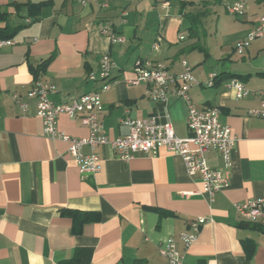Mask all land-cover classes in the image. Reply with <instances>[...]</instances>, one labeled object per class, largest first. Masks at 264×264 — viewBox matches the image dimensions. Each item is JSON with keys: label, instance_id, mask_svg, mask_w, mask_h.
I'll list each match as a JSON object with an SVG mask.
<instances>
[{"label": "crops", "instance_id": "0c3cea01", "mask_svg": "<svg viewBox=\"0 0 264 264\" xmlns=\"http://www.w3.org/2000/svg\"><path fill=\"white\" fill-rule=\"evenodd\" d=\"M27 1L45 2L36 18L25 8L12 16L23 26L0 48V264H59L75 252L80 264H168L158 246L169 238L185 264H264L263 225L242 219L233 207L264 195V118L253 113L260 108L254 91L264 88V35L243 53L234 50L264 13L263 0H247L239 16L226 11L234 0H168V7L164 0H112L105 8L91 0L0 5ZM111 34L126 41L111 44ZM104 52L115 66L100 94L98 118L110 138L128 132L120 122L125 115L154 116L186 137L185 100L169 93L166 102H156L146 84L126 80L138 59L163 62L171 74L183 71L182 60L190 66L197 80L188 90L191 103L217 107L235 139L229 186L213 201L196 193L201 180L165 148L122 160L108 145L84 146L82 152H93L101 167L83 177L68 143L44 132L37 98L29 95L33 82L49 86L54 102L99 89ZM210 73L217 79L207 87ZM232 76L244 83L247 96L237 98L225 86ZM57 127L72 137L89 134L79 115L60 114ZM207 161L221 166L214 153ZM197 217L208 221L186 247L179 235Z\"/></svg>", "mask_w": 264, "mask_h": 264}, {"label": "built area", "instance_id": "2783aa9c", "mask_svg": "<svg viewBox=\"0 0 264 264\" xmlns=\"http://www.w3.org/2000/svg\"><path fill=\"white\" fill-rule=\"evenodd\" d=\"M87 2L89 0H80ZM100 4L101 7H108L112 0H91ZM133 1V0H129ZM247 0H234L226 5V11L239 16L244 13ZM264 2V0H263ZM163 7H168V0L162 1ZM264 35V13L259 17L256 25L243 39L238 40L234 45L236 53L241 54L256 38ZM184 38L183 34L179 39ZM111 44H122L126 40L116 34L109 35ZM9 39L0 40V48L9 45ZM158 47L157 42L153 48ZM183 71L178 74L169 73L163 62L145 63L138 59L134 65V76L127 79L128 84L144 83L147 85V96L156 102H166L168 94L185 100L187 104L186 137L178 136L172 124L160 121L154 116L143 118H131L125 115L120 122L128 128L124 135L110 138L104 130L103 124L98 118L102 109L100 94L109 88L111 82V71L115 66L114 61L108 52L100 55L96 76L102 80L99 89L81 94L68 102H54L49 97L50 87L39 80L33 82L29 91L30 96L37 98V115L43 123V130L51 138L61 139L68 143V153L74 158L78 165L79 173L83 177L91 176L100 169L97 156L91 152L84 154L82 148L89 146L91 149L99 145H108L122 160H129L135 154H156L159 149L166 150L180 155L185 163L186 171L190 176L198 177L201 180L202 188L197 194L204 195L208 201H213L220 190L229 186L231 169V151L235 139L231 134L230 127L222 124L219 120V109L208 107L197 109L191 103L188 90L197 80L191 72L190 66L185 60L181 61ZM95 78V74L90 75ZM217 78L216 73H210L205 85L212 87ZM225 86L232 90L237 98L248 95L249 90L237 77H230ZM259 97L260 108L253 111L254 114L264 118V88L254 91ZM16 102L23 108L26 104L15 95ZM60 114L69 117L79 115L82 124L89 128L86 137H72L60 131L57 127V118ZM214 153L218 156L221 166L216 168L209 165L207 155ZM233 207L238 215L249 222H260L264 227V195L252 198L246 202H235ZM208 221L205 217H197L190 221L189 231L180 233V239L186 247L190 246L196 239L200 227ZM159 253L167 260L168 264H185L184 255L180 253L174 241L169 238L158 246Z\"/></svg>", "mask_w": 264, "mask_h": 264}, {"label": "trees", "instance_id": "16d2710c", "mask_svg": "<svg viewBox=\"0 0 264 264\" xmlns=\"http://www.w3.org/2000/svg\"><path fill=\"white\" fill-rule=\"evenodd\" d=\"M44 2L45 1L37 3H33L30 1H27L25 3L11 2L7 5H0V40L12 38L15 35L16 31L23 26L22 23L14 22L12 16H18L22 8H25L27 16L36 18L39 16V10ZM52 58L53 55L43 60L39 66H45ZM74 213L78 214V212ZM86 219L97 220V218L95 217L92 219H90L89 217H85V220ZM59 264H80L78 254L75 252L72 257L60 261Z\"/></svg>", "mask_w": 264, "mask_h": 264}]
</instances>
